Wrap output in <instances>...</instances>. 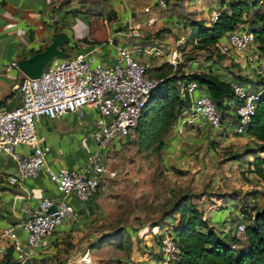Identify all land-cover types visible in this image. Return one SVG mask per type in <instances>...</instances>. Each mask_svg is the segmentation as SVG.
<instances>
[{
	"label": "built area",
	"instance_id": "built-area-1",
	"mask_svg": "<svg viewBox=\"0 0 264 264\" xmlns=\"http://www.w3.org/2000/svg\"><path fill=\"white\" fill-rule=\"evenodd\" d=\"M263 2L258 0V4ZM159 4L167 6L166 0H159ZM224 7L222 4L210 13L206 19L208 26L220 17ZM246 16L247 12L244 14ZM175 24L180 26L182 22L177 21ZM120 32L126 37L140 35L135 27ZM183 42L171 50L164 45L154 44L147 51L165 57L168 63L176 67L182 61L179 47ZM212 46L216 49L215 55L221 53L243 61L246 69L241 75L246 79L234 75L225 78L235 94L234 99L224 100L228 108L226 110L217 105L207 85L196 80L180 79L179 95L188 100L190 106L181 111L173 126L180 130L186 126L223 129L226 126L224 115L229 112L235 116L233 130L244 134L264 95V84L257 86L254 83L258 79L257 74L264 73L256 61L261 56L256 52L259 49L255 33L248 23L243 22ZM117 50L118 57L109 64L99 59L93 51L79 52L73 57H54L39 76L24 74L19 79V104L13 107L0 106V152L12 156L17 162L16 170L8 176L9 183L18 184L29 177L46 173L59 192L56 197H43L36 206H22L20 217L0 228L2 256L13 248L14 257L19 263L39 257L50 246V237L66 219H79L80 211L70 198L74 196L82 202H90L97 194L107 170L105 152L111 144L137 133L146 105L166 76L155 75L153 62L138 57L129 44H119ZM18 63V60H14L8 69L18 66ZM251 67L257 69L258 73ZM88 108L96 110L98 117L92 130L95 147L90 150L87 162L79 167L61 166L55 169L49 162L51 145L39 134L38 118H59L69 112L84 116ZM20 145L28 146L31 151H20ZM235 234L238 241L232 243L233 247L247 239L244 222L237 224ZM159 249L162 258L157 264H173L180 258L177 237L171 231L161 237ZM118 264L136 263L126 259Z\"/></svg>",
	"mask_w": 264,
	"mask_h": 264
},
{
	"label": "rangeland",
	"instance_id": "rangeland-1",
	"mask_svg": "<svg viewBox=\"0 0 264 264\" xmlns=\"http://www.w3.org/2000/svg\"><path fill=\"white\" fill-rule=\"evenodd\" d=\"M170 1L166 0L167 5ZM226 2L179 0L176 6L163 9L182 22L183 34L175 43L182 36L186 40L179 47L181 63L155 71L165 76L209 70L224 79L242 74L246 69L243 61L215 55L210 47L197 46L199 40L187 35L195 21H206ZM254 5L247 11L249 27L264 12V2ZM161 30L169 29L164 26ZM256 52L264 72V55ZM257 75L258 80L264 78V73ZM234 120V115H227L223 129L172 126L162 141L150 144L142 142L138 132L118 141L106 157L100 188L81 216L82 227L66 235L54 253L55 264H118L126 259L139 264L141 257L140 263L157 264L162 257L160 239L168 231L174 233L179 220L178 214H169L186 194L224 238L232 239L243 213L264 205V180L249 170L254 155L248 150L260 151V143L248 133H236Z\"/></svg>",
	"mask_w": 264,
	"mask_h": 264
},
{
	"label": "crops",
	"instance_id": "crops-1",
	"mask_svg": "<svg viewBox=\"0 0 264 264\" xmlns=\"http://www.w3.org/2000/svg\"><path fill=\"white\" fill-rule=\"evenodd\" d=\"M178 1L171 0L163 7L159 0H0V106L13 107L21 101L17 83L24 73L18 66L8 69L9 65L14 60L19 61L45 49L59 33L68 36L62 48L70 51L69 57L93 51L109 64L118 57L117 45L124 43L133 47L141 59L156 61L154 68L162 65L167 62L165 57L147 50L154 44L171 50L186 40V36H182L175 43L178 35L183 34V28L176 26V16L162 12L176 6ZM186 5L183 6L185 11H189ZM97 20L106 22L108 41H91L90 24ZM164 26L169 30L162 31ZM129 27L137 28L140 35L126 37L120 32ZM193 29L188 31V36ZM210 69L213 67L210 66ZM97 117L96 110L88 108L84 116L69 112L59 118H38V131L51 145L49 162L55 169L61 166L79 167L87 162L90 150L95 147L92 130ZM117 143L111 144L105 152L104 162ZM18 149L26 153L31 151L25 145H20ZM16 167L17 162L12 156L0 152V228L15 222L21 215L22 206H36L45 196L59 195L56 184L46 173L10 184L8 176ZM70 201L80 211L79 219H66L50 237V246L39 257L17 264H55L54 253L63 245L69 232L82 227L80 219L89 205V202H82L74 196ZM3 257L0 253V260ZM142 259L138 260L139 264H143L140 263Z\"/></svg>",
	"mask_w": 264,
	"mask_h": 264
},
{
	"label": "trees",
	"instance_id": "trees-1",
	"mask_svg": "<svg viewBox=\"0 0 264 264\" xmlns=\"http://www.w3.org/2000/svg\"><path fill=\"white\" fill-rule=\"evenodd\" d=\"M256 2L258 3V0L254 3ZM254 3L249 0H229L220 17L212 25L208 26L202 19L195 21L191 37L199 40L197 46L210 47L215 53L216 49L212 45L228 31L238 28L240 23H247L249 19L245 18L244 14L252 7L255 8ZM252 22L255 26L249 28L255 33L258 49L264 55V12L255 17ZM90 39L95 43L108 41L109 35L105 21L97 20L90 24ZM220 55L223 56L221 53ZM166 66L173 67L165 62L155 67L153 73L164 76L155 70H161ZM165 76V80L155 88L140 118L137 132L140 133L141 141L148 144L162 141L181 111L190 106V102L179 95L180 79L196 80L200 84L207 85L210 95L223 110L228 109L224 105V100L235 98L229 81L211 71L174 73ZM235 77L246 79L241 74ZM254 83L263 85L264 78L257 79ZM227 115L232 114L227 112L224 117ZM246 133L259 141V150L262 153L252 148L248 150L254 155V159L249 164V170L264 180V95ZM175 214L179 215L178 223L174 226V233L181 254L173 264H264V205L255 208L252 212L243 213L241 221L246 224L247 239L239 241L242 248L232 246L233 242L238 241L236 234H233L232 239H226L210 224L191 196L186 194L178 200L169 215ZM17 263L13 248H10L0 260V264Z\"/></svg>",
	"mask_w": 264,
	"mask_h": 264
},
{
	"label": "water",
	"instance_id": "water-1",
	"mask_svg": "<svg viewBox=\"0 0 264 264\" xmlns=\"http://www.w3.org/2000/svg\"><path fill=\"white\" fill-rule=\"evenodd\" d=\"M67 40V34L59 33L45 49L35 52L29 57L20 59L18 67L25 75L31 77L39 76L45 65L54 57L70 56V54L62 48V45H64ZM53 209H55V207Z\"/></svg>",
	"mask_w": 264,
	"mask_h": 264
}]
</instances>
